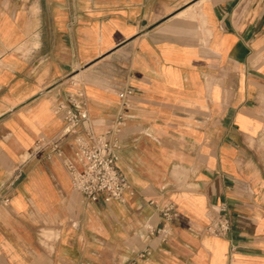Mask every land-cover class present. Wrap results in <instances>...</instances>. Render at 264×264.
I'll return each mask as SVG.
<instances>
[{
    "label": "crops",
    "instance_id": "obj_1",
    "mask_svg": "<svg viewBox=\"0 0 264 264\" xmlns=\"http://www.w3.org/2000/svg\"><path fill=\"white\" fill-rule=\"evenodd\" d=\"M71 78L98 133L131 90L123 201L72 186ZM0 264H264V0H0Z\"/></svg>",
    "mask_w": 264,
    "mask_h": 264
},
{
    "label": "built area",
    "instance_id": "obj_2",
    "mask_svg": "<svg viewBox=\"0 0 264 264\" xmlns=\"http://www.w3.org/2000/svg\"><path fill=\"white\" fill-rule=\"evenodd\" d=\"M70 84L74 88L66 93L54 111L60 114L63 120L59 135L70 136L74 148L75 159L65 160L72 186L88 201H96L101 195L105 202L123 201L124 193L130 186L118 169L117 160L120 149L119 133L127 118L126 110L130 106L128 96L131 90L126 89L118 93L119 108L112 123L105 131L98 133L90 125L84 90L76 87L78 82L74 78L70 79ZM84 123L88 124L87 128L81 127ZM48 146L58 149L56 140L40 138L35 142L32 153H37ZM2 201L6 203L8 198L3 197ZM173 211V204L165 205L160 210L163 223L157 228L147 226L148 232L158 234L161 241L166 240L170 234L168 224L173 220ZM230 225L227 208L218 205L210 208L209 223L204 230L211 235L224 236L228 233Z\"/></svg>",
    "mask_w": 264,
    "mask_h": 264
}]
</instances>
